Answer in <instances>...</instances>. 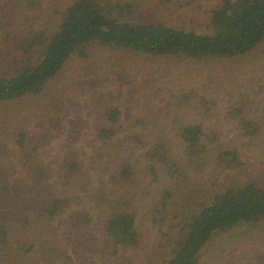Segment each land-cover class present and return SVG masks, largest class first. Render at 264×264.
<instances>
[{"label":"trees","instance_id":"16d2710c","mask_svg":"<svg viewBox=\"0 0 264 264\" xmlns=\"http://www.w3.org/2000/svg\"><path fill=\"white\" fill-rule=\"evenodd\" d=\"M43 1L0 0V264H34L35 255L42 264L56 253L60 233L93 219L81 212L53 224L93 192V179L84 172L80 149L49 159L47 132L32 134L14 103L22 109V102L47 95L65 65L88 58L91 46L204 66L264 47V0H223L211 12L210 34L141 22L138 0H70L49 28L27 27L26 18ZM181 99L191 119L176 110L167 122L148 116L123 121L119 107L104 109L90 157L103 183L93 209L108 243L137 248L140 224L151 221L165 250L160 264H203L215 238L264 223V172L251 169L233 140L213 129L217 99L193 89ZM223 111L239 139L264 141V110L251 95L240 93ZM128 146L141 151L139 168L125 154ZM208 170L212 179L232 175L231 181L189 200L181 187L190 173Z\"/></svg>","mask_w":264,"mask_h":264},{"label":"rangeland","instance_id":"374dc122","mask_svg":"<svg viewBox=\"0 0 264 264\" xmlns=\"http://www.w3.org/2000/svg\"><path fill=\"white\" fill-rule=\"evenodd\" d=\"M69 1L44 0L26 18L27 27L37 30L49 28L58 17V9H64L62 7ZM138 1L141 22L162 23L176 30L198 34L212 32L211 12L223 2ZM49 86L47 95L34 102H22V109L21 103H14L15 110L20 109L17 110L18 117L26 121L32 134L47 132L49 143L46 152L49 159L80 149L78 153L84 163V172L93 179V192L82 194L53 224L66 221L73 214L78 217L81 212L89 213L93 219L88 220L86 225L80 224L76 228H67L66 233H60V246L56 242V253L42 264H160L162 258H166L165 250L158 245L160 239L151 221L144 220L140 224L141 241L138 247L126 249L106 241L100 212L93 209L97 190L99 187V191L102 189L103 183L97 178L96 166L91 164L90 157L95 152L93 140L97 125L107 107H119L123 121L148 116L152 120L159 118L167 122L174 111H181V95L185 90L193 89L202 95H211L219 105L213 129L221 130L226 141L233 140L232 144L240 148L251 169L264 172V141L248 145L247 139H239L223 111L229 100L234 102L240 93L251 95L259 108L264 110V47L240 60L215 61L204 66L128 51H104L91 46L88 58L68 62ZM181 113L187 120L194 117L190 109ZM130 148L128 146L125 154L139 168L141 151H130ZM178 158L183 160L179 155ZM190 177L181 189L187 192L189 200H197L217 186L228 184L232 175L212 179L208 170L203 175L192 172ZM182 203L184 201L178 205ZM167 230L170 231L169 228ZM33 259L40 263L37 255ZM37 262L34 264H39ZM258 263L264 264V223L242 225L225 236L215 238L203 254V264Z\"/></svg>","mask_w":264,"mask_h":264}]
</instances>
